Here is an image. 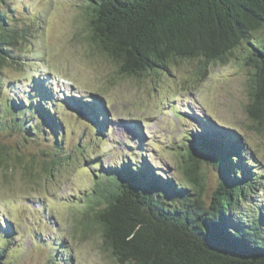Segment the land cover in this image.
Here are the masks:
<instances>
[{
    "label": "trees",
    "instance_id": "trees-1",
    "mask_svg": "<svg viewBox=\"0 0 264 264\" xmlns=\"http://www.w3.org/2000/svg\"><path fill=\"white\" fill-rule=\"evenodd\" d=\"M18 1L0 0V134L51 141L48 150H41L46 155L41 165L47 168L70 154H61L63 125L49 108L43 82L38 81L39 88L25 101L2 92L6 84L1 68L14 59L13 48L25 34L24 28L10 25L15 17L12 4ZM83 3L81 16L90 42L128 76L167 71L169 63L179 59H201L205 64L234 56L242 61L251 80L246 112L264 130V0ZM89 116L95 118L94 113ZM96 132L94 142L101 136L99 128ZM203 133L189 132L185 138L179 181L163 177L158 168L133 155L127 162L117 159L105 166L90 154L80 159L92 185L77 208L78 222L83 229L97 226L101 250L116 264H264V201L250 197L261 188L263 170L234 132ZM91 141L76 143L73 152L82 155ZM8 151L0 144V162L9 159ZM196 153H206L219 174L209 197L196 170ZM37 158L29 163L40 162ZM16 159L22 161L19 155ZM7 232L0 218V264L13 249L12 228ZM45 244L52 252L48 264L58 260L56 251L62 256L70 251L65 242ZM61 263L71 264L70 257Z\"/></svg>",
    "mask_w": 264,
    "mask_h": 264
},
{
    "label": "rangeland",
    "instance_id": "rangeland-1",
    "mask_svg": "<svg viewBox=\"0 0 264 264\" xmlns=\"http://www.w3.org/2000/svg\"><path fill=\"white\" fill-rule=\"evenodd\" d=\"M83 2L12 4L15 17L10 25L24 28L25 34L13 48L14 59L1 68L6 84L2 92L25 101L43 82L49 108L63 125L61 154L70 155L46 168L41 150H48L51 141L0 134V144L9 148V159L0 162V218L5 233L9 227L13 230V249L2 264H48L52 252L46 241L65 242L70 248L66 256L56 251L54 264H62L64 257H70L71 264H116L101 250L97 226L83 229L78 222L77 208L92 185L80 161L88 154L102 166L117 159L127 162L133 155L158 168L163 177L179 181L189 132H234L264 174V130L246 112L251 80L242 61L234 56L205 64L201 59H179L171 61L167 71L128 76L90 42L81 16ZM85 105L90 110H83ZM98 128L100 140L94 142ZM88 139L92 141L82 149L83 157L75 154L76 143ZM33 157L40 162L29 163ZM196 158L209 197L219 174L206 153H196ZM260 185L250 197L264 201V181Z\"/></svg>",
    "mask_w": 264,
    "mask_h": 264
},
{
    "label": "water",
    "instance_id": "water-1",
    "mask_svg": "<svg viewBox=\"0 0 264 264\" xmlns=\"http://www.w3.org/2000/svg\"><path fill=\"white\" fill-rule=\"evenodd\" d=\"M195 157H196V154H195ZM200 157V156H199ZM198 158V157H197Z\"/></svg>",
    "mask_w": 264,
    "mask_h": 264
}]
</instances>
